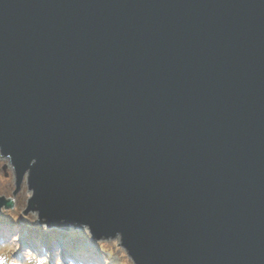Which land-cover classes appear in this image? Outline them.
<instances>
[{
	"label": "water",
	"instance_id": "obj_1",
	"mask_svg": "<svg viewBox=\"0 0 264 264\" xmlns=\"http://www.w3.org/2000/svg\"><path fill=\"white\" fill-rule=\"evenodd\" d=\"M0 153L135 264H264V0H0Z\"/></svg>",
	"mask_w": 264,
	"mask_h": 264
},
{
	"label": "rangeland",
	"instance_id": "obj_2",
	"mask_svg": "<svg viewBox=\"0 0 264 264\" xmlns=\"http://www.w3.org/2000/svg\"><path fill=\"white\" fill-rule=\"evenodd\" d=\"M1 155L0 196L14 198L15 202L14 208L4 206L0 211L2 264H135L123 247L120 235L96 240L88 227L50 228L39 221V212L25 215L23 211L33 194L27 175L19 192L14 193L17 187L15 169L10 159ZM5 164L8 165L6 170L3 169Z\"/></svg>",
	"mask_w": 264,
	"mask_h": 264
},
{
	"label": "trees",
	"instance_id": "obj_3",
	"mask_svg": "<svg viewBox=\"0 0 264 264\" xmlns=\"http://www.w3.org/2000/svg\"><path fill=\"white\" fill-rule=\"evenodd\" d=\"M39 240H42L41 236L39 237ZM37 241H38V238H37ZM37 241H36V242H37ZM35 245H36V244H35ZM36 247H38V245H36Z\"/></svg>",
	"mask_w": 264,
	"mask_h": 264
},
{
	"label": "snow or ice",
	"instance_id": "obj_4",
	"mask_svg": "<svg viewBox=\"0 0 264 264\" xmlns=\"http://www.w3.org/2000/svg\"><path fill=\"white\" fill-rule=\"evenodd\" d=\"M0 264H2V262H0Z\"/></svg>",
	"mask_w": 264,
	"mask_h": 264
},
{
	"label": "bare ground",
	"instance_id": "obj_5",
	"mask_svg": "<svg viewBox=\"0 0 264 264\" xmlns=\"http://www.w3.org/2000/svg\"><path fill=\"white\" fill-rule=\"evenodd\" d=\"M82 259H84V258H82ZM88 262V261H87Z\"/></svg>",
	"mask_w": 264,
	"mask_h": 264
}]
</instances>
